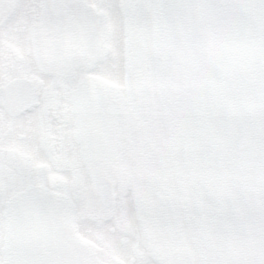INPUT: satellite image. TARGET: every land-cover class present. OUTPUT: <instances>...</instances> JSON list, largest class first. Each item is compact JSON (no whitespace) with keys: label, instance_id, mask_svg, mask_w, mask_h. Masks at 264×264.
<instances>
[{"label":"snow or ice","instance_id":"1","mask_svg":"<svg viewBox=\"0 0 264 264\" xmlns=\"http://www.w3.org/2000/svg\"><path fill=\"white\" fill-rule=\"evenodd\" d=\"M0 264H264V0H0Z\"/></svg>","mask_w":264,"mask_h":264}]
</instances>
